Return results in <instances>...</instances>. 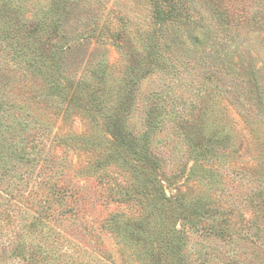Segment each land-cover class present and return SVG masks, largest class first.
<instances>
[{"label": "rangeland", "instance_id": "374dc122", "mask_svg": "<svg viewBox=\"0 0 264 264\" xmlns=\"http://www.w3.org/2000/svg\"><path fill=\"white\" fill-rule=\"evenodd\" d=\"M177 1L0 0V264H138L106 222L164 195L169 264H264V0ZM124 105L159 192L115 161Z\"/></svg>", "mask_w": 264, "mask_h": 264}, {"label": "trees", "instance_id": "16d2710c", "mask_svg": "<svg viewBox=\"0 0 264 264\" xmlns=\"http://www.w3.org/2000/svg\"><path fill=\"white\" fill-rule=\"evenodd\" d=\"M175 2L176 5H174L168 12H163V16H161L160 13L157 12L159 20H168L173 14H175L176 11H179L180 15L184 14V8H179L180 3L177 0H175ZM6 8L7 7L4 4L3 8L1 9L3 10V14L6 13L7 15L8 11L5 10ZM18 15L16 13L13 14V30L17 31V34L21 36H23V34H32L35 37V41L41 42V36H39L38 34L40 33V30L42 28L35 27L33 29H28L26 21L20 15ZM16 36L17 35L14 34L13 37L16 39L18 37ZM43 53L44 51L39 52L38 56H36L35 67L38 70L36 72L40 73L44 77H48L52 75L50 74L51 72L49 73V68H51L53 64H49L45 60V58L43 57ZM38 61L41 63L42 66L38 65ZM51 79H55L54 74ZM56 86L57 85H55L54 88H56ZM115 113L116 114H113V116H110V112L106 111V114H102L101 116L103 119H107V122H105L104 127L110 132L111 136L113 137L112 142H114V146H116L117 148V158L115 159V161L119 162V165H121L120 167H122V164H120V160L123 163L125 162V169H127L128 166H142L147 169L145 172L147 173V184L144 185L145 188L143 189L147 190L148 188H150L154 189L155 192H159V190L156 189L159 188L157 175H155V172H150V170L148 169L149 166L152 167L149 164V149L139 148V144L136 141L137 138L128 129V126L126 124L125 117L128 114L126 105H124V109H121L120 112ZM120 150L128 151L129 154L125 152L128 154V156L126 154L121 155ZM208 151L209 150L206 149L204 152L206 153ZM131 161H133V163H131ZM161 200V204H158L155 200L154 204H152L151 202L149 204L141 203V212L140 214H138V216H128L122 213L114 214V216L109 220V222H106L109 231L118 235L121 244H123L132 253L133 256L131 257L135 258V261H137L138 264H169L174 254L175 246L173 243L170 242V240L174 241L176 240V238L178 239L177 234L175 238V233L179 232V230H177L176 226L171 227V224L170 228L163 227L162 229H159L157 227L159 225H163L162 222L160 221L154 224V220L163 219L165 214H169V217L172 216V212H168L166 206L173 203L177 206V204L179 205L181 199L179 196L175 200H172L169 199L167 195H164L162 196ZM163 201L166 204L163 205ZM156 238L158 239L156 240ZM29 258L32 262L30 264H41L36 252H34V254L32 253Z\"/></svg>", "mask_w": 264, "mask_h": 264}]
</instances>
